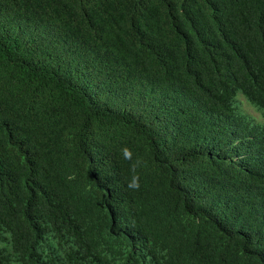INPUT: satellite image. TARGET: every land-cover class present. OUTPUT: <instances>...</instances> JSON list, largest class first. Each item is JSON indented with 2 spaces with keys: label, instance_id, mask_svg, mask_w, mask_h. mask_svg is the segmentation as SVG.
<instances>
[{
  "label": "trees",
  "instance_id": "16d2710c",
  "mask_svg": "<svg viewBox=\"0 0 264 264\" xmlns=\"http://www.w3.org/2000/svg\"><path fill=\"white\" fill-rule=\"evenodd\" d=\"M240 99L264 0H0V264H264Z\"/></svg>",
  "mask_w": 264,
  "mask_h": 264
},
{
  "label": "rangeland",
  "instance_id": "374dc122",
  "mask_svg": "<svg viewBox=\"0 0 264 264\" xmlns=\"http://www.w3.org/2000/svg\"><path fill=\"white\" fill-rule=\"evenodd\" d=\"M235 99L237 98H241V96L239 94H236L234 96ZM236 101V100H235ZM239 107L240 110L242 112H244L245 114L249 115L251 118H253L255 121L261 123L264 125V120L260 119L259 116L257 115V113L249 106L247 105L242 99L239 100Z\"/></svg>",
  "mask_w": 264,
  "mask_h": 264
},
{
  "label": "clouds",
  "instance_id": "9594fccd",
  "mask_svg": "<svg viewBox=\"0 0 264 264\" xmlns=\"http://www.w3.org/2000/svg\"><path fill=\"white\" fill-rule=\"evenodd\" d=\"M124 152L126 155H129V150L128 149H124ZM135 167V165L133 166V168ZM131 186V185H130ZM138 186V185H137Z\"/></svg>",
  "mask_w": 264,
  "mask_h": 264
}]
</instances>
